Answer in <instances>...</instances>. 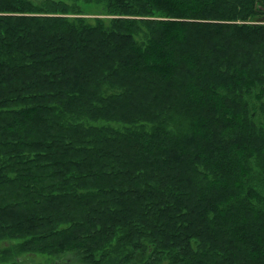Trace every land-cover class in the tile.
<instances>
[{
    "label": "trees",
    "instance_id": "1",
    "mask_svg": "<svg viewBox=\"0 0 264 264\" xmlns=\"http://www.w3.org/2000/svg\"><path fill=\"white\" fill-rule=\"evenodd\" d=\"M263 57L264 0H0V264H264Z\"/></svg>",
    "mask_w": 264,
    "mask_h": 264
},
{
    "label": "bare ground",
    "instance_id": "2",
    "mask_svg": "<svg viewBox=\"0 0 264 264\" xmlns=\"http://www.w3.org/2000/svg\"><path fill=\"white\" fill-rule=\"evenodd\" d=\"M158 1H160V0H158ZM178 1H179V0H178ZM162 2H164V1H162ZM165 3H166V1H165ZM172 3H173V1L171 2V4H172ZM173 4H174V3H173ZM161 5H162V4H161ZM164 5H165V4H164ZM184 5H185V3H184ZM186 6H188V4H187ZM168 7H169V6H168ZM179 7H180V6H179ZM177 8H178V7H177ZM186 8H187V7H186ZM186 8H184V9H186ZM190 8H191V6H190ZM151 9H152V8H151ZM164 9H165V8H164ZM169 9H170V8H169ZM180 9H181V8H180ZM161 10H162V9H161ZM170 10H171V9H170ZM166 11L169 12L168 10H166ZM187 11H188V10H187ZM187 11H186V13H187ZM170 12H171V11H170ZM170 12H169V13H170ZM179 12H180V11H179ZM184 12H185V10H184ZM174 14H175V13H174ZM170 15H171V14H170ZM158 20H159V19H158ZM160 20H161V19H160ZM160 20H159V21H160ZM163 22H164V21H163ZM188 22H190V21H187V25L189 24ZM185 23H186V22H185ZM187 25H186V26H187ZM186 26H185V28H186ZM210 26H211V25H210ZM191 28H193V27H191ZM206 28H207V27H206ZM252 29H254V28H252ZM257 29H258V28H257ZM187 30H189V29H187ZM206 30H207V29H206ZM174 31H175V30H174ZM192 31H193V30H192ZM210 31H212V30L210 29ZM187 32H188V31H187ZM208 32H209V31L205 32L206 35L208 34ZM118 33H119V32H118ZM182 33H183V32H182ZM198 33H199V31H198ZM211 33H212V32H211ZM196 34H197V33H196ZM212 34H213V33H212ZM122 35H123V34H122ZM183 35H184V33H183ZM183 35H181V36H183ZM197 35L199 36V34H197ZM202 35H203V34H202ZM116 36H117V35H116ZM118 36H119V35H118ZM203 36H204V35H203ZM209 36H210V35H209ZM179 37H180V36H179ZM196 37H197V36H196ZM205 37L208 38V36H205ZM189 38L191 39V37H189ZM239 38L241 39V37H239ZM239 38H238V39H239ZM120 39H121V38H120ZM127 39H128V38H127ZM174 39H177V38H174ZM205 39H206V38H205ZM182 40H183V39H182ZM206 40H207V39H206ZM219 40H220V39H219ZM121 41L123 42L124 40L121 39ZM185 41H186V40H185ZM199 41H200V40H199ZM199 41H198V37H197V42L195 41V42H194V43H195L194 45L191 44L193 48H190V49H192L193 52H195L194 47H195L196 43H198L197 46L199 45ZM208 41H209V40H208ZM125 42H126V39H125ZM169 42H170V41H169ZM186 42H187V41H186ZM257 42H258V41H257ZM123 43H124V42H123ZM123 43H122V44H123ZM190 43H191V41H190ZM190 43H189V44H190ZM192 43H193V41H192ZM200 43H202V42H200ZM255 43H256V41H255ZM178 44H179V43H178ZM202 44H203V43H202ZM206 44H208V42H207ZM209 44H212L211 41H210ZM213 44H214V43H213ZM215 44H216V43H215ZM238 44H239V42H238ZM179 45H180V44H179ZM242 45H243V44H242ZM127 46H128V44H127ZM186 46H187V45H186ZM186 46H184V44H183V48L186 47ZM188 46H189V45H188ZM210 46H211V45H210ZM238 46H240V45H238ZM238 46H237V47H238ZM243 46H244V45H243ZM176 47H177V46H176ZM189 47H190V46H189ZM237 47H236V48H237ZM241 47H242V46H241ZM180 48L182 49V44L180 45L179 49H180ZM233 48H234V47H233ZM239 48H240V47H239ZM126 49H127V48H126ZM148 49H149V48H148ZM184 49H186V48H184ZM196 50H197V49H196ZM78 51H79V50H78ZM153 51H154V50H153ZM155 51H157V50H155ZM179 51H181V50H178V52H179ZM183 51H184V50H183ZM183 51H182V52H183ZM147 52H148V51H147ZM150 52H151V49H150ZM157 52H158V51H157ZM157 52H156V54H157ZM102 53H103V52H102ZM148 53H149V52H148ZM174 53H175V52H174ZM176 53H177V52H176ZM197 53H198V52H197ZM182 54H183V53H182ZM97 55H98V54H97ZM184 55H186V54H184ZM243 55H244V54H243ZM98 56H100V55H98ZM119 56H120V55H119ZM137 56H138V55H137ZM143 56H144V55H143ZM159 56H160V55H159ZM172 56H173V55H172ZM189 56L192 57V55H189ZM189 56H188V57H189ZM102 57H103V56H102ZM153 57H154V56H153ZM155 57H157V56H155ZM165 57H166V56H165ZM191 57H190V58H191ZM244 57H245V55H244ZM118 58H119V60H121L122 57H118ZM140 58H141V56H140ZM157 58H158V57H157ZM159 58H160V57H159ZM159 58H158V60H159ZM263 58H264V57H263ZM99 59H100V58H99ZM110 59H111V58H110ZM137 59H138V58H137ZM162 59H164V58H162ZM191 59H192V58H191ZM101 60H102V59H101ZM132 60H133V59H132ZM156 60H157V59H156ZM158 60H157V61H158ZM171 60H173V59L171 58ZM181 60H182V62L184 61L183 59H181ZM263 60H264V59H263ZM93 61H94V57H93L92 62H93ZM111 61H114V60H111ZM135 61H136V60H135ZM167 61H168V64H169V58H167ZM100 62H101V61H100ZM100 62H99V63H100ZM121 62H122V61H121ZM137 62H138V61H137ZM137 62H136V63H137ZM147 62H148V61H147ZM162 62H163V61H162ZM164 62H166V61H164ZM164 62H163V63H164ZM185 62H186V61H185ZM102 63H103V61H102ZM134 63H135V62H134ZM191 63H192V62H191ZM103 64L105 65V63H103ZM158 64H160L159 61H158ZM158 64H157V65H158ZM175 64H176V63H175ZM175 64H174V65H175ZM177 64H178V63H177ZM180 64L183 65L181 62H180ZM184 64H186V63H184ZM187 64H188V62H187ZM240 64H241V63H240ZM100 65H101V67H102V64H101V63H100ZM109 65H110V64H109ZM111 65H112V64H111ZM154 65L156 66V64H154ZM154 65H153V66H154ZM114 66H115V65H114ZM129 66H130V64H129ZM179 66H180V65H179ZM242 66H243V65H242ZM107 67H108V66H107ZM160 67H161V65H160ZM163 67H165V66H163ZM166 67H167V66H166ZM168 67H169V65H168ZM170 67H173V65H171ZM180 67H183V66H180ZM98 68H99V67H98ZM103 68H104V67H103ZM103 68H102V69H103ZM113 68H114V67H113ZM136 68H137V67H136ZM157 68H159V67H157ZM204 68H205V67H204ZM235 68H236V66H235ZM107 69H108V68H107ZM109 69H110V67H109ZM161 69H162V68H161ZM179 69H180V68H179ZM181 69H183V68H181ZM201 69H202V68H201ZM201 69H200V70H201ZM103 70H106V68H104ZM123 70H124V69H123ZM167 70H168V69H167ZM175 70H176V69H175ZM234 70H235V69H234ZM127 71H128V70H127ZM154 71H155V70H154ZM159 71H160V70H159ZM190 71L192 72V69H190ZM190 71H189V72H190ZM123 72H125V71H123ZM134 72H135V71H134ZM134 72H132V74H133ZM149 72H151V71H149ZM152 72H153V71H152ZM163 72H165V70H164ZM93 73H94V72H93ZM127 73H128V72H127ZM135 73H136V72H135ZM179 73H180V72H178V74H179ZM14 74H15V73H14ZM129 74H130V73H129ZM94 75H95V74H94ZM179 75H180V74H179ZM122 76H123V75H122ZM139 76H140V75H139ZM164 76H165V75H164ZM177 76H178V75H177ZM197 76L199 77V75H197ZM134 77H135V76H134ZM142 77H143V75H142ZM142 77L140 76V78H141L140 80H142ZM145 77H146V76H145ZM198 77H197V78H198ZM201 77H202V76H201ZM118 78H119V76L117 77V80H116L117 82H118ZM138 78H139V77H138ZM150 78H152V77H150ZM191 78H192V77H191ZM197 78H196V79H197ZM130 79H131V78H129V80H130ZM143 79H144V77H143ZM155 79H156V78H155ZM155 79H154V80H155ZM196 79H195V80H196ZM200 79H201V78H200ZM123 80H124V79H123ZM132 80H133V79H132ZM135 80H136V79H135ZM140 80H139L138 82H141ZM165 80H166V78H165ZM188 80H189V78H188ZM195 80H192V81H194V82L197 83V81H195ZM203 80H204V78H203ZM203 80H202V82H203ZM205 80H206V79H205ZM205 80H204V81H205ZM116 81L113 82V83L116 84ZM145 81H146V80H145ZM155 81H156V80H155ZM179 81L181 82V80H179ZM189 81H190V82H189V85H190V84H193V86H194L195 83H194V82L191 83V80H189ZM198 81H199V79H198ZM200 81H201V80H200ZM121 82H122V81H121ZM143 82H144V81H143ZM186 82H187V81H186ZM206 82H207V81H205V83H206ZM141 83H142V82H141ZM141 83H139V84H141ZM144 83H145V82H144ZM173 83H174V82H173ZM119 84H123V83H119ZM166 84H167V83H166ZM170 84H171V83H170ZM170 84H169V86H170ZM174 84L177 85L176 83H174ZM174 84H173V85H174ZM181 84H182V83H181ZM185 84H187V83H185ZM197 84H199V83H197ZM197 84H195L196 87H197ZM124 85H126V83H125ZM127 85H131V87H132V84H131V83H129V84H127ZM162 85H163V84H162ZM162 85H161V86H162ZM182 85H183V84H182ZM182 85H180V86H182ZM122 86H123V85H122ZM143 86H144V85H143ZM159 86H160V85H159ZM180 86H179V87H180ZM193 86H192V87H193ZM127 87H128V86H127ZM172 87H173V86H172ZM182 87H185V86L183 85ZM194 87H195V86H194ZM128 88H129V87H128ZM128 88H127V89H128ZM160 88H161V87H160ZM168 88H169V87H168ZM168 88H167V89H168ZM174 88L176 89L175 86H174ZM188 88H189V87H187V89H188ZM197 88H198V87H197ZM200 88H201V85H200ZM207 88H208V86H207ZM153 89H154V87H153ZM165 89H166V88H165ZM137 90H138V89H137ZM185 90H186V89H185ZM198 90H199V89H198ZM201 90H202V89H201ZM191 91H192V90H191ZM210 92H211V91H210ZM210 92H209V94L211 95L212 92H211V93H210ZM55 93H56V91L54 92V95H55ZM199 93H200V91H199ZM206 93H207V92H206ZM197 94H198V93H197ZM209 94L207 95L208 98H209V96H210ZM56 95H57V94H56ZM199 95H200V94H199ZM192 96H194V95L192 94ZM205 96H206V95H205ZM205 96H204V97H205ZM28 97H29V96H28ZM194 97H196V96H194ZM20 98H21V97H20ZM20 98H19V99H20ZM201 98H202V94H201ZM22 99H23V98H22ZM27 99H28V98H27ZM198 99H199V98H198ZM204 99H205V98H204ZM204 99H203V100H204ZM3 100H4V99H3ZM5 100H6V98H5ZM194 100H195V99H194ZM199 100H200V99H199ZM206 100H207V98H206ZM206 100H204V101L206 102ZM212 100H213V98H212ZM210 101H211V100H210ZM194 102H195V101H194ZM201 102H203V101H201ZM1 103H2V102H0V104H1ZM5 103H6V102H5ZM5 103H4V104H5ZM210 103H211V102H210ZM210 103H208V104H210ZM212 103H213V102H212ZM195 104H196V103H195ZM197 104H198V103H197ZM204 104H206V103H204ZM198 105L201 106L200 102H199ZM214 105H215V104H214ZM196 106H197V105H196ZM202 106H205V105H202ZM202 106H201V107H202ZM210 106H211V105H210ZM212 106H213V105H212ZM201 107H200V108H201ZM202 108H203V107H202ZM59 119H60V118H59ZM77 141H79V140H77ZM2 169H3V168H2ZM170 175H171V174H170ZM260 175H261V174H260ZM167 176H168V175H167ZM244 177H245V176H244ZM170 178H171V177H170ZM248 179H249V177H248ZM170 180L172 181V179H170ZM175 180H176V179H175ZM244 180H245V179H244ZM171 181H170V183H172L174 180H173L172 182H171ZM168 182H169V180H168ZM168 182H167V183H168ZM236 182H237V181H236ZM239 183H240V182H239ZM170 186H171V185H170ZM150 187H151V186H150ZM159 188H160V187H159ZM161 188H163V187H161ZM151 189H152V187H151ZM169 190H170V189H169ZM261 190H262V189H261ZM151 191H152V190H151ZM153 191H154V190H153ZM153 191H152V192H153ZM167 191H168V190H167ZM167 191H166V192H167ZM262 191H263V190H262ZM162 193H163V191H162ZM156 195H157V193H156ZM152 198H153V197H152ZM151 201H152V200H151ZM152 202H153V201H152ZM155 204H157V202H156ZM140 206H141V204H140ZM146 206H147V205H146ZM149 206H150V205H149ZM146 208H147V207H146ZM144 209H145V208H144ZM149 209H151V208H149ZM139 210H140V209H139ZM147 210H148V209H147ZM154 210H155V209H154ZM160 210H162V209H160ZM142 211H143V209H142ZM156 211H157V210H156ZM156 211H155V212H156ZM140 212H141V211H140ZM135 213H136V212H135ZM146 213H147V212H146ZM146 213H145V214H146ZM142 215H144V214H142ZM104 216H105V215H104ZM104 216H102L103 219H104ZM100 217H101V216H100ZM143 217H144V216H143ZM148 217H149V216H148ZM96 218H97V217H96ZM159 218H160V217H159ZM97 219H98V218H97ZM99 219H100V218H99ZM103 219L101 218V221H103ZM106 219H107V217H106ZM110 219H111V218H110ZM107 220H108V219H107ZM146 220H147V219H146ZM111 221H112V220H111ZM115 221H116V220H115ZM115 221H113V222H115ZM107 222H108V221H107ZM107 222H106V223H107ZM111 224H112V223H111ZM112 225H113V224H112ZM205 227H206V225H205ZM203 228H204V226H203ZM204 229H205V228H204ZM199 230H200V228H199ZM206 231H208V230H206ZM199 232H200V231H199ZM208 232H209V231H208ZM201 233H202V234H205L203 231H202ZM202 234H201V235H202ZM195 235H196V234H195ZM198 235H199V234H198ZM197 238H199V237L197 236ZM21 263H22V262H21ZM135 263H136V262H135Z\"/></svg>",
    "mask_w": 264,
    "mask_h": 264
},
{
    "label": "rangeland",
    "instance_id": "3",
    "mask_svg": "<svg viewBox=\"0 0 264 264\" xmlns=\"http://www.w3.org/2000/svg\"><path fill=\"white\" fill-rule=\"evenodd\" d=\"M36 2H41L43 0H34ZM7 245V243L0 242V248ZM65 264H80L78 261L71 262L69 261V257H66L63 259ZM22 264H52V259L47 258L44 256H35V255H25V257L22 260Z\"/></svg>",
    "mask_w": 264,
    "mask_h": 264
}]
</instances>
